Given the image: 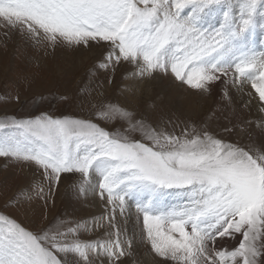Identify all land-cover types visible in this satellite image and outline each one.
<instances>
[{
    "label": "snow or ice",
    "instance_id": "1",
    "mask_svg": "<svg viewBox=\"0 0 264 264\" xmlns=\"http://www.w3.org/2000/svg\"><path fill=\"white\" fill-rule=\"evenodd\" d=\"M0 18L37 45L107 42L101 71L123 60L135 66L131 78L170 73L205 92L216 82L241 92L250 85L264 105V0H0ZM94 115L100 122L0 119V157L35 164L48 194L63 174L79 173V194L97 193L107 207L91 223L35 230L0 212V264H122L144 242L171 264H264V151L195 126L157 130L115 102ZM44 194L37 184L35 195ZM130 201L139 222L131 237L116 222ZM104 222L102 236L85 238ZM226 239L236 244L217 246Z\"/></svg>",
    "mask_w": 264,
    "mask_h": 264
},
{
    "label": "rangeland",
    "instance_id": "2",
    "mask_svg": "<svg viewBox=\"0 0 264 264\" xmlns=\"http://www.w3.org/2000/svg\"><path fill=\"white\" fill-rule=\"evenodd\" d=\"M257 44H260L259 37ZM109 48L107 42H90L88 46L77 47L61 43L54 48L46 43L37 45L19 28L10 27L0 18V119H28L46 113L54 117L70 115L100 122L94 115L100 105L115 102L135 111L138 119L143 117L146 122L157 126V130L163 128L179 134L183 128L195 126L246 149L264 151L251 129V121H246L237 107L230 104V84L216 82L205 92L191 89L170 73L131 78L135 66L123 60L114 72L111 69L101 71L98 63ZM167 79L173 82L166 87L163 82ZM117 123L102 122L101 126L109 131L122 130ZM132 135L137 139L141 136L138 132ZM79 181V173L63 174L60 183L48 194V181L35 164L0 157V212L31 230L53 221L87 220L91 223L93 218L106 214L107 207L99 196V209L91 203L89 194L81 196ZM37 184L44 187V195H35ZM22 190L26 195H20ZM116 222L129 237L133 235L124 215L117 214ZM104 223V229H97L85 238L102 236L107 230ZM137 225L139 232L138 221ZM218 244L230 248L236 240H218ZM97 264H103L102 259ZM122 264L171 262L156 256L150 245L144 242L134 243L131 254L123 258Z\"/></svg>",
    "mask_w": 264,
    "mask_h": 264
},
{
    "label": "bare ground",
    "instance_id": "3",
    "mask_svg": "<svg viewBox=\"0 0 264 264\" xmlns=\"http://www.w3.org/2000/svg\"><path fill=\"white\" fill-rule=\"evenodd\" d=\"M168 79H171V78H168ZM168 79L163 82L164 84H166V87L169 85V83L173 82V81L168 82ZM229 86H230V90L228 91V95L230 97V104L234 107H237V109L239 110V112L242 113L246 121L247 120L251 121L250 123L251 129L253 130L254 134L257 135L258 142H260L262 144L261 146L264 147V129L260 127L261 121L264 120V111H262V109H264V105L259 103L258 97L254 93V90L251 89L250 85L247 86L243 92L237 91L232 85H229ZM249 92H252L251 97L248 96ZM88 194H89L88 197L90 198L91 203L97 206V208L99 209L100 203L98 200V194L91 193V192ZM124 217L128 222L127 227H129L133 231V233H136L138 236L139 232L137 231V228H136L138 227L137 219H136V211L131 201L129 202L128 211L124 214ZM150 260H147V261H150Z\"/></svg>",
    "mask_w": 264,
    "mask_h": 264
}]
</instances>
